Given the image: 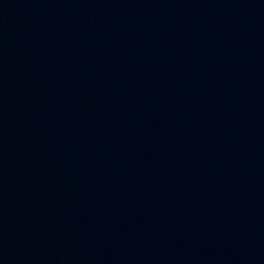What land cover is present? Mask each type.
Instances as JSON below:
<instances>
[{"label":"water","instance_id":"water-1","mask_svg":"<svg viewBox=\"0 0 264 264\" xmlns=\"http://www.w3.org/2000/svg\"><path fill=\"white\" fill-rule=\"evenodd\" d=\"M0 230L19 264H264V0H0Z\"/></svg>","mask_w":264,"mask_h":264}]
</instances>
